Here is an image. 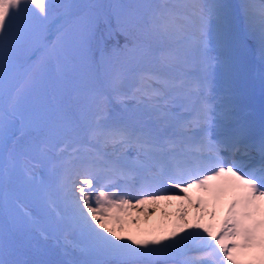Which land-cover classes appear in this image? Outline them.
<instances>
[{
  "label": "snow or ice",
  "instance_id": "6c2138e0",
  "mask_svg": "<svg viewBox=\"0 0 264 264\" xmlns=\"http://www.w3.org/2000/svg\"><path fill=\"white\" fill-rule=\"evenodd\" d=\"M233 7L0 0V264H264V0Z\"/></svg>",
  "mask_w": 264,
  "mask_h": 264
},
{
  "label": "rangeland",
  "instance_id": "374dc122",
  "mask_svg": "<svg viewBox=\"0 0 264 264\" xmlns=\"http://www.w3.org/2000/svg\"><path fill=\"white\" fill-rule=\"evenodd\" d=\"M229 1H233V2L229 4L228 3ZM218 2L234 6L233 11H235V8H236L235 6H238L239 4L244 2V0H218ZM241 46L242 45H239L237 47V49H239V47H241ZM244 52L245 53L243 55H241L240 57L242 58V60L247 61L249 56H251V55H250L249 51L244 50ZM259 67H260V65H258L256 63V65L254 66V69H253L252 77L249 76L250 77L249 80L243 82L240 77L238 79V82H237V84H238L237 85V99L241 100V98L246 97V99H248L250 102H252V101L254 102V103H251V104L249 103L246 105L238 104L241 109L243 107H246V108H249L250 111H252L253 109L257 108L256 104H258L260 107L262 105L259 102V99L262 98L264 100V97L261 96L259 86H251L253 81L255 83H259L258 78L253 79L255 73L259 70ZM241 90H244L246 95L240 96ZM255 93H257L256 96H255ZM241 102H242V100H241ZM177 194H179L178 191H177ZM163 204H164V206H163ZM175 206H176L175 203H173L172 205H166L164 202H161L159 205H154V207H156V209H157V211L155 213H145L142 210H138V209H134L133 211L137 212L141 216V221H140L139 227H141V228H152L153 226L158 225L161 221L168 219V216L166 214L162 215V210L167 209L168 213H172L175 211ZM145 217H148L147 223H145V220H144ZM133 227H136V226H133Z\"/></svg>",
  "mask_w": 264,
  "mask_h": 264
},
{
  "label": "bare ground",
  "instance_id": "6f19581e",
  "mask_svg": "<svg viewBox=\"0 0 264 264\" xmlns=\"http://www.w3.org/2000/svg\"><path fill=\"white\" fill-rule=\"evenodd\" d=\"M163 206H164V204H163ZM166 207V206H165ZM168 208V207H167Z\"/></svg>",
  "mask_w": 264,
  "mask_h": 264
}]
</instances>
